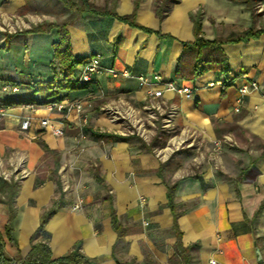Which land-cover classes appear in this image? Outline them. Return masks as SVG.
<instances>
[{
    "label": "crops",
    "instance_id": "1",
    "mask_svg": "<svg viewBox=\"0 0 264 264\" xmlns=\"http://www.w3.org/2000/svg\"><path fill=\"white\" fill-rule=\"evenodd\" d=\"M26 1L0 0V12L34 11L67 20L72 55L81 61L75 74L90 59L97 60L101 71L95 84L70 91L60 101L86 102L81 116L71 112L62 117L47 105L5 107L8 98L41 101L50 94L48 64L57 31L18 33L6 51L0 50V107L6 110L0 158L18 154L28 172L20 181L0 179L5 255L24 258L33 243L47 241L52 259L79 245L80 253L95 264H264V35L226 42L246 30L264 29V0H172L162 19L154 7L165 0H87L94 12H81L71 21L66 10H25ZM113 14L132 16L151 32ZM195 22L199 37L222 42L220 50L237 77L228 80L218 70L192 79L176 76L182 45L195 40ZM153 74L192 90L190 98L165 94L178 109L177 133L184 130L193 143L166 161L155 157V148L140 149L141 140L113 143L89 133L111 135L99 106L115 99L139 106L137 77ZM219 81L223 84L206 86ZM250 83L257 89L240 96L238 88ZM4 85L17 87V92H2ZM24 119H29L28 128L20 130ZM44 119L62 125V135L41 128ZM224 137L234 145L215 147ZM196 154L204 160L192 161ZM78 202L81 209L72 210ZM53 203L58 208L43 232H37Z\"/></svg>",
    "mask_w": 264,
    "mask_h": 264
},
{
    "label": "built area",
    "instance_id": "2",
    "mask_svg": "<svg viewBox=\"0 0 264 264\" xmlns=\"http://www.w3.org/2000/svg\"><path fill=\"white\" fill-rule=\"evenodd\" d=\"M26 19V20H25ZM25 19L11 18L8 16H0V33L12 34L16 29L29 26L31 23L36 24L41 19L33 17H25ZM100 67L97 60L90 59L82 65L78 71V80L84 84H95L96 75L100 73ZM112 76H116V71L110 70ZM127 76L126 74H123ZM140 88L142 89V102L139 106H133L123 99H115L99 106V113L106 119L111 126L109 134L119 137H135L146 145H149L155 138L158 140L165 135L166 141L162 148H155L154 155L160 161H166L173 154L189 149L193 143L188 139V134L181 130L177 133L175 119L178 116V109L169 104L165 98V94L173 93L180 97L190 98L192 90L188 87L178 85L175 81H166L159 74H153L151 77L140 75L137 77ZM219 82H209L207 87L222 85ZM256 83L242 85L238 88L240 96H245L251 91L256 90ZM2 92L15 93L17 87L4 85ZM89 105L82 100H73L65 102H52L47 105L50 111H56L66 117L69 113L75 112L78 116L85 113V107ZM6 110L0 107V124L4 120ZM29 125V119L20 122V130H26ZM41 128L49 129L54 136L62 135V125L55 126L49 120L44 119L40 123ZM223 144L234 145L230 137H224L220 141H215L214 146L220 147ZM204 160L202 154L197 155L193 161L200 163ZM28 176V172L24 168V158L18 154L11 155L6 159L0 158V179L3 181H20ZM72 210L81 209V203L72 205ZM214 264V262H212Z\"/></svg>",
    "mask_w": 264,
    "mask_h": 264
},
{
    "label": "trees",
    "instance_id": "3",
    "mask_svg": "<svg viewBox=\"0 0 264 264\" xmlns=\"http://www.w3.org/2000/svg\"><path fill=\"white\" fill-rule=\"evenodd\" d=\"M61 3L68 8L69 11L76 14H80L84 11H93L91 5L87 0H80V5L77 6L74 2L70 0H59ZM166 1V2H165ZM163 4L159 7H154L156 15L159 19H162L169 11L170 6L173 3L172 0H165ZM252 16L254 14L253 5L251 2L248 3ZM119 21L128 24L131 27L143 30L147 33H150L151 30L143 28L137 25L132 16H117L112 15ZM66 24H48L40 25L33 29L28 30V33H39V32H49L51 29H56L58 40L52 44L53 57L48 64V69L52 74V80L47 83V87L50 90V94L41 101H34L32 99H12L8 98L3 101L5 107H17L21 105H38L44 106L52 102H60L65 98V94L81 88L82 86L88 85L79 82L75 70L80 65V60H75L72 55V50L69 41L68 32L65 29ZM199 27L197 22H195L194 36L195 40L192 43H184L182 45V51L177 61L176 76L178 78L192 79L199 75L204 74L209 70H218L221 73L225 74L228 80H232L238 76L239 72H232L229 68L226 57L220 50L221 41H206L199 37ZM260 35H264V29H259L253 31L252 29L246 30L242 35H232L226 42L234 43L242 40H248L249 38H258ZM3 41L0 42V50L6 51L7 44L10 42L12 35H3ZM89 133L96 137L97 139L103 141H110L113 143L116 142H130V140L138 138L135 137H119L114 135H107L105 133L95 134L89 131ZM139 140V139H138ZM137 140V141H138ZM159 140L155 138L149 145H146L142 141H138V146L140 149L145 151H151L153 148H162L158 147ZM47 152L48 150L44 148ZM168 197H172V187H168ZM58 208V205L53 203L50 210L42 214L40 218V225L37 229V232H43L44 226L49 216H51L55 210ZM178 214L174 213V225L173 229L175 233L179 236V232L176 228L175 220ZM112 223L114 229L118 230L116 227V219L112 216ZM10 229L6 227V233L9 236ZM118 235H121L118 232ZM177 250L181 253L184 250L181 248L179 241L176 244ZM0 264H95L94 261L87 259L85 256L80 253V247L77 245L72 251L67 254L57 258L52 259L50 249L47 245V241H38L31 245L30 251L24 258H8L3 252V242L0 236Z\"/></svg>",
    "mask_w": 264,
    "mask_h": 264
},
{
    "label": "rangeland",
    "instance_id": "4",
    "mask_svg": "<svg viewBox=\"0 0 264 264\" xmlns=\"http://www.w3.org/2000/svg\"><path fill=\"white\" fill-rule=\"evenodd\" d=\"M4 1V0H3ZM72 2H74V4H76L77 6L80 5V0H70ZM45 10L46 12H56L57 10H66L68 11L69 13H71V18L68 19V21H71L72 18H74L75 16H77L78 14L74 13V12H71L68 10L67 7H65L61 1L59 0H40L39 2H37V4H33V1L32 0H27L26 1V6H25V10ZM8 16V17H11L13 19L15 18H19V19H25V17H33L34 19L35 18H39L41 19L40 22H37L36 24H30L29 26H24V27H21L20 29H16V32L15 33H12V34H7V33H0V34H3V35H16L18 33H24V32H27L28 30L30 29H33L35 27H38L40 25H48V24H58V25H61V24H66L67 20H64V19H58V18H55V19H49L48 17L46 16H43V15H40L38 13H35L34 11H30V12H14V13H4V12H0V16ZM26 20V19H25ZM2 36H0V40L3 41V39H1ZM166 141V137L165 135H162L161 138L159 139V143H158V147H161L162 145H164ZM183 151H187L186 149L184 150H181L179 151L178 153H183ZM176 154V153H175ZM174 155V154H173ZM198 155V154H196ZM208 157V154H205V158ZM193 159V158H192ZM193 161V160H192Z\"/></svg>",
    "mask_w": 264,
    "mask_h": 264
},
{
    "label": "water",
    "instance_id": "5",
    "mask_svg": "<svg viewBox=\"0 0 264 264\" xmlns=\"http://www.w3.org/2000/svg\"><path fill=\"white\" fill-rule=\"evenodd\" d=\"M257 259L260 260V255H259V253H258Z\"/></svg>",
    "mask_w": 264,
    "mask_h": 264
}]
</instances>
